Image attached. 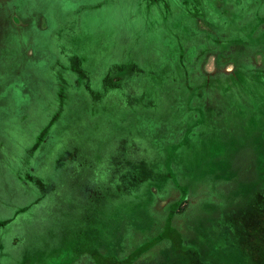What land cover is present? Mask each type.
I'll use <instances>...</instances> for the list:
<instances>
[{"label": "rangeland", "instance_id": "rangeland-1", "mask_svg": "<svg viewBox=\"0 0 264 264\" xmlns=\"http://www.w3.org/2000/svg\"><path fill=\"white\" fill-rule=\"evenodd\" d=\"M131 2L0 0V222L4 223L0 241L11 237L28 241L42 234L49 219L56 222L65 210L59 202L64 195L78 193L79 198L72 200L81 202L82 190L93 184L101 189L110 185L113 198L129 200L142 187L157 184L162 191L165 181L174 179L179 185L178 174L189 172L184 168L196 176L216 164L224 170L204 175L207 180L192 187L189 207L199 216L189 232L179 233L167 225L159 240L150 239L133 259L140 264H264V141L257 136L264 130L252 120L256 115L248 116L254 110L264 111V75L256 92L237 99L218 89L197 90L192 75L188 79L174 75L170 81L166 74L134 75L154 64L153 54L135 50L137 42L130 35L113 57L108 47L114 26L124 34L138 33L136 17L141 10ZM196 27L210 31L202 22ZM240 31L245 28L236 35ZM223 56L222 64L216 54L206 56L200 73L222 77L238 59L255 66L264 62V51L242 45L228 47ZM80 58L83 64L73 66ZM132 59L138 69L125 72L120 85L113 86L117 68ZM75 76L86 81L84 88L73 85ZM168 81L175 85L172 91ZM248 85H243V92ZM155 90L158 93L152 95ZM205 99L206 110L199 109ZM20 110L23 115L16 116ZM241 111L247 116L239 115ZM202 112L208 117V132L221 133L226 142L220 156L214 138L184 141L182 135L198 132ZM54 115L58 120L50 124ZM238 118L246 119L245 124ZM233 121V133L245 127L252 137L228 135L226 127ZM45 128L49 141L36 147ZM201 130L206 133L205 127ZM179 133H183L180 139ZM209 157L212 161L204 162ZM163 193L153 207L158 217L165 204L179 199L171 185ZM20 209L26 210L19 214ZM124 209L127 214L136 210ZM142 214L137 215V224L146 225ZM86 220L92 222V217ZM68 223H62L66 230L73 228ZM69 230L63 249L76 251L79 246L81 252L93 233L87 227ZM144 238L145 233L137 232L130 245ZM100 258L95 256L97 264H116ZM123 264H131V259Z\"/></svg>", "mask_w": 264, "mask_h": 264}, {"label": "flooded vegetation", "instance_id": "flooded-vegetation-1", "mask_svg": "<svg viewBox=\"0 0 264 264\" xmlns=\"http://www.w3.org/2000/svg\"><path fill=\"white\" fill-rule=\"evenodd\" d=\"M35 30H39L37 26H35ZM40 31L43 32L42 30ZM203 63L204 61L199 65H192V74H189V76L192 75L195 79L194 84L196 83L197 90L202 88L207 93L211 88L212 90L218 89L222 94L226 93L235 99H237L239 96L247 98L249 94L252 95L253 92H256V86L259 82H261L260 77L264 75V62L261 66H255L250 62L248 63V61L245 59H238L234 63V69L230 73L223 74L222 77L220 74H201L200 72ZM245 84L249 85L248 90L246 92L244 90V95L243 85ZM200 85L202 87H200ZM193 91H196L195 88ZM232 92L238 93L235 95L229 94ZM260 93L262 92L260 91ZM207 105L208 99H205L204 101L201 100L198 108L205 109L207 108ZM213 107L209 110L212 111ZM242 112L243 111L239 112V115H241ZM262 112L264 111L254 110L253 112H249L248 116L250 118V115H256L257 119L252 120L261 123L260 127L262 125L264 130V116L262 115ZM243 113L247 116L246 111ZM201 115L203 116V120H201V124L198 126L199 130L197 133L192 135V132L188 133L189 131H187V133L190 135L185 136L186 134L182 135L183 133H179L177 138L180 139V135H182L184 136V141L188 143H196V141L202 143L203 136H208V138L212 139L214 138L216 139L215 142L220 147V156L226 150V142L223 140L221 133H215V131L208 132L207 128L209 126L207 114L202 112ZM238 121L244 125L246 119L238 118ZM184 127L185 129L188 128L189 130L190 125L189 127ZM201 127L206 128L205 134L202 132ZM226 129L227 134L233 136L234 138L235 136H238L242 133H244L247 137H252L251 129L247 130L245 127L240 128V132H238L239 134L233 133L235 130L234 121L229 123ZM223 134L225 135L226 132H223ZM258 135V138L264 141V135H262V133L257 134V136ZM212 158L213 157H209L204 162L208 163L212 161ZM183 170H185V172H190L189 169L186 170L184 168ZM203 170L204 168L199 171V174L196 175V177L205 181L207 179L204 175L213 172L218 175L220 171L222 172L224 169L220 165L215 164V166L209 171L207 170V172H204ZM228 171L235 175V172L232 170ZM189 172L178 174L177 177L180 178L179 185L176 184L175 179L171 181L167 180V182L165 181L164 188L161 191L160 186L157 184H152L146 189H143V187L140 188L129 200L122 199V196L120 195H118L119 197L113 198L110 185H107L106 188L101 189L93 184L87 190H82V194L80 196L85 199L81 200V202L79 200H70L69 204V202H64L65 200L59 201L65 206V210L62 212V214H68V216L71 215V218L66 219L68 216L65 217L62 214L61 216L59 215V219L56 222H52L50 218V225L46 227L45 231L42 234L35 235L28 241L16 239L15 237H11L12 239H8L6 242L4 239L2 242L0 241V264H97L94 259L95 256H100V259L105 261L107 259V261L113 259L116 264H123V262L128 261V259H131V264H140L138 258L133 259V257L135 255L139 256L142 248L141 245L146 246L150 239H153L152 241L159 240L164 227L167 225H170L174 231L177 230L179 233H187L189 232L194 220L197 218V216H199L196 211H193V209L189 207L190 197L182 202V193L187 189V187L190 185V181L192 180ZM222 180L225 181L224 178ZM168 185H171L178 191L179 199L165 204L162 208V217H158L157 214L154 213L153 207H155L158 198L160 197L159 195H162L159 193H163V191L165 192ZM68 196H72V199L75 197L79 198L78 193L69 194ZM68 196L64 195V199ZM220 202L222 204L223 201L221 200ZM120 206L121 209L119 208ZM124 206H129L136 210L131 214H127L128 212L127 210L125 211ZM178 206L180 207L179 209H177ZM58 212L60 211L58 210ZM139 212H143V214L140 216V219L147 222L146 225L137 224V220H139L137 215ZM88 217H92V222H88L86 220ZM66 220L69 222L68 225L73 224V228L79 227V230L82 231L84 227H87V229H90L91 234L93 233V235H91V241L86 243L81 252L78 251L79 246L76 247V251H71V249L68 248H66V250L63 249L66 243L64 242V239L67 237L68 233L63 232L65 228L62 226V223H66ZM73 228H70V230L67 228V230H65L72 232ZM137 232L145 233L146 238L142 239L144 241L140 240V244L131 246V237ZM151 234H153V236H151ZM78 236L80 241V235ZM80 242L78 243L81 244ZM76 252L77 254H75ZM96 252L98 255H95Z\"/></svg>", "mask_w": 264, "mask_h": 264}, {"label": "trees", "instance_id": "trees-1", "mask_svg": "<svg viewBox=\"0 0 264 264\" xmlns=\"http://www.w3.org/2000/svg\"><path fill=\"white\" fill-rule=\"evenodd\" d=\"M131 5H138L141 10L136 17V21H140L138 33L128 31L131 33L124 34L119 26H114L109 34L108 47L113 57L115 51L123 48L124 37L130 35L137 42L135 50L138 49L140 53L147 55L153 54L154 64L148 65L144 72H137L134 75L140 74L143 77L153 72L157 73L156 76L168 75L169 81L173 80L174 75L188 79L189 74H192L191 66L201 64L210 54H216L219 64H222L225 59L223 52L230 46L242 45L256 51H264V0H132ZM198 22H202L210 31L197 29ZM127 27L125 24L126 30ZM241 28H245V32L240 31L236 35ZM83 61L82 58L75 60L73 66L77 65L79 68ZM138 66L133 59L120 65L111 78L112 85L115 87L120 85V78L124 77V73L135 72ZM169 81L168 88L172 91L175 85ZM73 85L84 88L86 81L75 76ZM155 92L152 91L151 94L158 93ZM58 97H63L61 91ZM23 113L24 111L20 110L16 116ZM57 120L58 116L54 115L50 124ZM49 138L48 130L42 129L36 139V147L45 145ZM190 177L192 180L182 193V202L192 195L193 185L203 181L195 175L190 174ZM61 200L70 204L72 196ZM179 208L178 206L177 209ZM25 210L20 209L17 213ZM71 217L69 215L66 219ZM3 228L4 223L0 222V230ZM63 232L68 233L65 229ZM144 246L141 245L142 248Z\"/></svg>", "mask_w": 264, "mask_h": 264}]
</instances>
